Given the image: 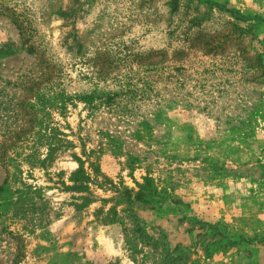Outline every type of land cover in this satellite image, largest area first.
Returning a JSON list of instances; mask_svg holds the SVG:
<instances>
[{
  "label": "rangeland",
  "instance_id": "obj_1",
  "mask_svg": "<svg viewBox=\"0 0 264 264\" xmlns=\"http://www.w3.org/2000/svg\"><path fill=\"white\" fill-rule=\"evenodd\" d=\"M168 1L0 0V264H264V0Z\"/></svg>",
  "mask_w": 264,
  "mask_h": 264
},
{
  "label": "trees",
  "instance_id": "obj_2",
  "mask_svg": "<svg viewBox=\"0 0 264 264\" xmlns=\"http://www.w3.org/2000/svg\"><path fill=\"white\" fill-rule=\"evenodd\" d=\"M169 4L172 5V9H178L184 6L185 9H189L191 7H195L190 0H169ZM185 2V5L183 3ZM168 4V5H169ZM1 17H6L5 12H0ZM11 17V21L16 25L17 21L15 18ZM186 23H191V21H186ZM185 35H189V30L185 32ZM23 47V46H21ZM14 49V44L11 42H7L0 45V54H11V50ZM35 46L31 44V46L27 47V53L30 55L35 56L36 67L37 70L34 71L36 74V78H38V83L44 82L47 86L53 87L56 80H58L61 68L59 67V63L55 60L54 57L46 55L45 53H38L34 51ZM74 59V58H73ZM141 60L140 56H134V60ZM138 67H142L143 64L140 62L138 63ZM155 65V63H152ZM149 65V64H148ZM131 71L129 74L130 81L136 80L138 84L142 85V89L137 88V86L129 85V89L125 91L124 97L136 98L137 93L141 95L152 94L154 92L153 87L158 84L159 81V74L156 70L149 71L146 73H142V70ZM143 123V122H142ZM140 127V126H139Z\"/></svg>",
  "mask_w": 264,
  "mask_h": 264
}]
</instances>
